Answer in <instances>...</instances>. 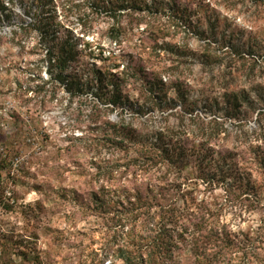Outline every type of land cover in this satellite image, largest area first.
<instances>
[{
    "label": "rangeland",
    "instance_id": "rangeland-1",
    "mask_svg": "<svg viewBox=\"0 0 264 264\" xmlns=\"http://www.w3.org/2000/svg\"><path fill=\"white\" fill-rule=\"evenodd\" d=\"M117 1L110 15L101 0H0V264H127L117 250L131 222L122 205L120 224H104L79 213L74 195L81 183L120 193L113 172L135 158L113 142L122 122L148 136L195 137L200 158L185 168L187 183L175 184L196 191L195 203L206 197L213 221L243 243L259 231L243 259L264 264V0ZM156 35L159 55L150 50ZM61 40L102 51L119 70L140 55L166 86L121 83L129 98L123 110L100 104L91 89L67 92L53 56ZM164 43L186 52L184 62ZM174 76L187 86L193 116L175 112ZM117 82L110 79L108 90ZM212 132L232 151L228 158L204 146ZM239 149L250 154L237 161ZM245 197L257 210L243 209ZM190 202L181 208L194 209Z\"/></svg>",
    "mask_w": 264,
    "mask_h": 264
},
{
    "label": "trees",
    "instance_id": "trees-1",
    "mask_svg": "<svg viewBox=\"0 0 264 264\" xmlns=\"http://www.w3.org/2000/svg\"><path fill=\"white\" fill-rule=\"evenodd\" d=\"M115 1L105 3L101 0L104 2L103 12L110 15L117 12L118 1ZM118 8L120 10L121 7ZM157 37L152 38L154 44L150 48L154 55L162 52L159 51L162 48L157 43ZM164 46L171 54L175 52L176 62H184L186 52L177 51L169 43H164ZM87 49L86 45L79 48L77 44L67 40L59 41L53 48L58 81L67 92L82 93L91 89L100 104L123 110L122 107L129 98L126 91L120 88L121 83L130 86L140 81L146 88L148 85L158 88L166 86L152 64L144 62L140 55H129L126 64L119 70V64L106 63L102 51L96 54ZM97 62L101 65H97ZM166 69H170L169 66ZM113 77L118 82L116 88L109 91L108 86ZM169 86L181 102V107L175 109V112L180 117L184 114L193 116V108L184 103L187 92L184 80L174 76ZM169 109L165 107V110ZM228 117L233 119L234 114H229ZM196 119L200 120L197 114L193 120ZM212 122L217 123L215 120ZM223 124L224 122L220 123ZM119 125L120 130L113 129L118 134V139H114L118 143L113 141L114 144L127 154L135 152V158L130 157L124 166L113 172L112 179L120 188L121 194L114 195L110 190L108 193L105 186L87 187L82 183L74 191L79 213L95 217L104 224H120L116 212L118 205H122L131 222L124 232L123 245L117 249L119 258L127 264H235L233 262L239 258L238 264H245L243 257L248 253L249 244L256 243L262 236L261 233L257 231L255 237H258L251 238L248 244L243 243L228 225H220L218 220L213 221L215 215L207 198L203 197L195 203L196 191L185 185L189 179L184 177L183 172L188 163L195 168L202 144L196 143L195 137L189 135L177 139L170 133L155 132L148 136L145 127H132L123 122ZM205 140L206 149L220 155L222 159L228 158L232 153L225 146L224 139L219 140L216 132L210 133ZM261 153L264 156V150ZM237 154L234 160L239 161L241 156L249 155L250 152L239 149ZM171 174H175L177 178ZM180 177L186 183L180 181L175 184ZM205 183L209 190L213 189L212 182L208 180ZM224 193L226 202H230V191ZM249 198L245 197L241 204L246 212H254L257 210V202ZM187 199L195 203L194 209L184 210L187 208L184 205L181 208L180 203Z\"/></svg>",
    "mask_w": 264,
    "mask_h": 264
}]
</instances>
